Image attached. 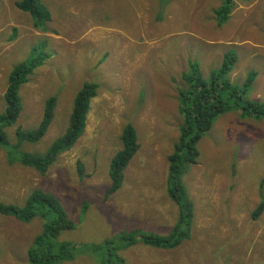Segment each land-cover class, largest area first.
<instances>
[{
  "label": "rangeland",
  "instance_id": "rangeland-1",
  "mask_svg": "<svg viewBox=\"0 0 264 264\" xmlns=\"http://www.w3.org/2000/svg\"><path fill=\"white\" fill-rule=\"evenodd\" d=\"M16 1L0 0V114L12 68L42 57L20 85L16 121L1 128L0 203L23 207L35 191L56 199L73 227L59 231L53 250L74 247L71 258L55 264H264V207L252 217L264 203V117L241 116L238 108L218 115L197 144L196 162L182 164L189 224L180 223L167 178L181 122L178 90L186 87L182 73L190 60L208 79L233 49L228 81L241 85L255 71L247 98L264 102V0H233L222 23L216 10L224 0H40L50 16L39 24L45 30ZM124 18L127 33L88 40L96 27L117 29ZM86 83L98 86L78 140L49 166L24 162L43 159L65 132L73 98ZM48 98L55 101L45 133L36 141L20 138L18 131L38 127ZM127 123L139 147L119 189L108 193L110 160ZM35 206L26 221L0 212V264H31L29 250L56 216L47 202ZM176 226L188 234L176 247L119 238L133 231L167 235Z\"/></svg>",
  "mask_w": 264,
  "mask_h": 264
},
{
  "label": "trees",
  "instance_id": "trees-1",
  "mask_svg": "<svg viewBox=\"0 0 264 264\" xmlns=\"http://www.w3.org/2000/svg\"><path fill=\"white\" fill-rule=\"evenodd\" d=\"M233 0H224L222 6L216 10L218 23H222L228 17ZM18 8L28 12L38 22L34 25L39 26L42 22L50 21V16L42 9L40 0H19L16 1ZM40 54V53H39ZM42 56L37 55L26 62H21L14 66L8 76V83L4 91V100L6 103L5 111L0 114V141L5 142L2 127L13 124L21 110L18 90L22 83L28 81L29 76L33 74V69L41 62ZM236 61V52L233 49L227 50L222 57L221 63L216 68L209 71L208 79H204L200 72L197 60H190L188 71L182 73V78L186 87L178 90V111L181 115V122L178 126V139L174 144L173 152L169 155L168 176L170 186L168 193L170 197L178 204L180 223L189 224L192 219V203L188 199V193L184 184L180 182L182 164L195 163L197 154V144L199 140L209 132L214 119L231 108L240 109L241 116H253L255 119L264 117V102L247 98V91L253 83L256 72L249 71L241 85L231 84L227 75L231 71ZM225 76V77H224ZM98 84L86 83L76 92L73 98V106L69 115V124L65 132L56 139L50 146L43 159L34 157H25V160L31 164H37V167L49 166L55 160L57 155L68 150L78 140L85 128L86 113L89 107V100L97 93ZM54 98H48L44 104L43 116L38 127L31 132L18 131L17 135L28 141L38 140L46 131L53 117ZM133 125L127 123L121 131V148L118 149L110 160L108 175L110 185L107 188L108 193L116 192L124 177L123 170L127 166L132 155L138 150V143L135 137ZM47 202L48 207L56 213L55 219L43 225L42 233L36 238L34 248L28 252L31 264H55L60 260L71 258V248L74 245L61 243L56 250H53L55 243L53 240L62 229L73 227L66 219L64 210L60 208L56 199L50 194H43L35 191L30 195L23 207L14 205H4L0 203V212L21 218L23 221L29 220L36 212L35 204L37 202ZM264 203L260 202L252 212L255 219L262 211ZM54 213V214H55ZM187 220V221H186ZM145 243L154 244L162 247H176L183 238L188 236L181 228L176 226L174 230L167 235H158L148 232L123 233L119 235L120 239L131 241L133 236ZM128 242V243H129ZM106 261H108L106 259Z\"/></svg>",
  "mask_w": 264,
  "mask_h": 264
},
{
  "label": "crops",
  "instance_id": "crops-1",
  "mask_svg": "<svg viewBox=\"0 0 264 264\" xmlns=\"http://www.w3.org/2000/svg\"><path fill=\"white\" fill-rule=\"evenodd\" d=\"M126 19H127V18H124V19H122L119 23H115V24H114L115 26H117V29H113L114 26H110V27H96L95 32L92 33V34H89V36H88V40H89V41H95V40H97L98 37H100V36H102V35H104L105 38H108L110 32H112L113 34H118L119 32H120V34L127 33V32H122V31H121V28H120V26L123 25V21H125ZM129 40L135 42V39H133V38H129ZM145 56L147 57V58L145 59V62L149 61L150 58H149V56L146 55L145 53L142 54V57H141V58H144ZM140 60H141V59H139L137 62H139ZM199 68H200V67H199ZM200 72H201V70H200ZM201 73H202V72H201ZM3 94H4V93H3ZM160 158H161V156H159V159H160Z\"/></svg>",
  "mask_w": 264,
  "mask_h": 264
},
{
  "label": "clouds",
  "instance_id": "clouds-1",
  "mask_svg": "<svg viewBox=\"0 0 264 264\" xmlns=\"http://www.w3.org/2000/svg\"><path fill=\"white\" fill-rule=\"evenodd\" d=\"M216 68V67H215Z\"/></svg>",
  "mask_w": 264,
  "mask_h": 264
}]
</instances>
